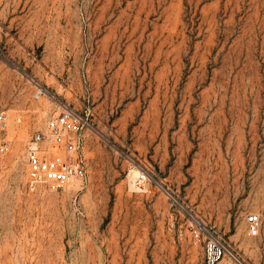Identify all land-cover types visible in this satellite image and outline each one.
<instances>
[{"label": "rangeland", "instance_id": "1", "mask_svg": "<svg viewBox=\"0 0 264 264\" xmlns=\"http://www.w3.org/2000/svg\"><path fill=\"white\" fill-rule=\"evenodd\" d=\"M62 104L85 175L30 193ZM0 110V264H203L190 218L264 264V0H0Z\"/></svg>", "mask_w": 264, "mask_h": 264}, {"label": "built area", "instance_id": "2", "mask_svg": "<svg viewBox=\"0 0 264 264\" xmlns=\"http://www.w3.org/2000/svg\"><path fill=\"white\" fill-rule=\"evenodd\" d=\"M87 125L70 104L46 120L45 130L34 133L26 144V189L30 193L58 192L75 178L85 175L81 133ZM6 114L0 110V154L8 150ZM193 241L203 248V264H250L217 230L190 218ZM249 235H257L259 216H246Z\"/></svg>", "mask_w": 264, "mask_h": 264}]
</instances>
